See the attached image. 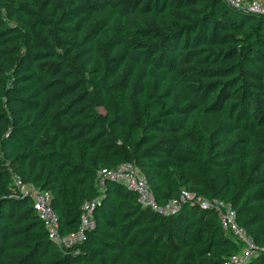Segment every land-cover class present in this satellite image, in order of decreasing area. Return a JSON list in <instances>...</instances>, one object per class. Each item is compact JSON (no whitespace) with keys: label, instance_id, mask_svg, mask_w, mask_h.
<instances>
[{"label":"trees","instance_id":"16d2710c","mask_svg":"<svg viewBox=\"0 0 264 264\" xmlns=\"http://www.w3.org/2000/svg\"><path fill=\"white\" fill-rule=\"evenodd\" d=\"M124 163L179 210L101 189ZM17 182L51 194L63 235L93 204L85 239H49ZM214 200L264 247V15L224 0H0V264H232L241 248Z\"/></svg>","mask_w":264,"mask_h":264},{"label":"built area","instance_id":"2783aa9c","mask_svg":"<svg viewBox=\"0 0 264 264\" xmlns=\"http://www.w3.org/2000/svg\"><path fill=\"white\" fill-rule=\"evenodd\" d=\"M233 8L264 15V0H224ZM107 179L119 181L127 186L130 190L137 192L140 201L144 207L165 215L175 214L180 207V201L172 200L166 205H160L153 194L151 186L146 176L133 163H124L116 169H103L100 172L98 186L102 189ZM22 187V191L29 193L34 200V208L40 218L43 220L49 239L57 245L70 247L85 239V230L93 225L90 218L93 214V204L85 206L83 216V225L81 231L69 235H63L60 231L59 218L51 206V194L40 191L34 187L21 186L20 182L16 183ZM183 199H191L193 196L183 192ZM98 199H96L97 201ZM204 206L212 205L218 212V217L223 230L231 235L240 245V251L231 257L232 264H245L264 251V247L259 246L254 238L239 225L237 220V211L226 201L214 200L203 201Z\"/></svg>","mask_w":264,"mask_h":264}]
</instances>
